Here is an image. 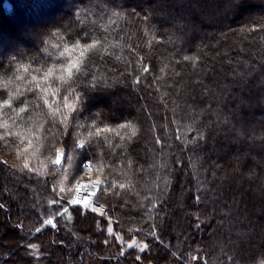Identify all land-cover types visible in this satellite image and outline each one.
I'll return each instance as SVG.
<instances>
[{
    "label": "trees",
    "instance_id": "1",
    "mask_svg": "<svg viewBox=\"0 0 264 264\" xmlns=\"http://www.w3.org/2000/svg\"><path fill=\"white\" fill-rule=\"evenodd\" d=\"M13 57V70L0 72V120L21 144H0V264H52L58 255L65 264H264V0H0V59ZM72 64L106 89L92 108L104 123L81 116L75 129L83 142L93 137L92 174L108 189L97 203L117 231L155 233L141 254L119 252L106 217L68 204L61 215L53 203L74 192L54 194L61 173L50 165L54 146L73 134L81 89ZM24 159L50 174L32 173ZM14 185L22 200L6 191ZM43 194L38 207L20 205Z\"/></svg>",
    "mask_w": 264,
    "mask_h": 264
},
{
    "label": "snow or ice",
    "instance_id": "2",
    "mask_svg": "<svg viewBox=\"0 0 264 264\" xmlns=\"http://www.w3.org/2000/svg\"><path fill=\"white\" fill-rule=\"evenodd\" d=\"M108 2H112V0H108ZM81 38L84 40H89L91 39L90 36H85L83 34H81ZM96 45L92 44L89 45L90 48H94ZM83 55V53L81 54ZM187 59V57L185 58ZM15 60V57H13L11 60H4V59H0V72H11L13 70L12 68V61ZM76 70L79 75L75 77V79H73V83L75 85H77L81 90L77 93H75V99L77 101V107L73 109V111L75 112V116H74V121L75 123L73 124V134L68 146V151L67 153H60V155L58 156L57 159L52 161V165L54 166V170H55V166L59 165L60 166V171L63 172L64 169L68 168L69 165H72L74 163L73 159H72V153L75 152L77 153V155H84L85 159L80 160L79 162V170L80 171H85L87 170L90 165H91V160L93 159V157L91 156V146L93 145V137H91V135L89 136V139L87 141H80L77 136H76V132L75 129L78 127H82L84 125L80 124L79 118L81 116H84L86 121L89 122L88 126L91 127H95V122L99 121L100 123H104L103 120L100 119L101 117V113L100 112H93L92 108H93V101L96 99V97L98 95H101L104 91H106V89H102L101 84L99 82H94L95 81V77L94 75H92L89 71H87V69L85 68L84 70H82L78 65L72 64L69 65V67L67 68V72L69 77H72V73L73 70ZM148 69L145 68L144 71H147ZM86 81V82H84ZM138 82V81H137ZM69 87H71V85H69ZM4 97V93L0 92V98ZM20 104L24 105V107H21L19 109L20 112H25L27 110V100H19L18 101ZM4 104L6 107H8L9 109H12V103L11 101L5 99L4 100ZM13 111H15V109H12ZM128 125H120L121 128L123 127H127ZM85 130H87V127H85ZM111 131V129H104V130H98V133L100 131ZM133 136L135 135V132L133 131ZM65 135H67V133H65ZM96 146H99V142H96ZM109 147H111V145H109ZM2 163L7 164L6 161H3ZM27 167V166H25ZM17 171H20L19 169H17ZM31 171V170H29ZM76 169H72L71 171V179L73 182L76 181L77 177L75 175ZM95 186V185H93ZM84 187H88V185H84ZM112 187H116V185H113ZM119 187H124V185H119ZM53 191H55V189H53ZM108 189L106 186H102L101 187V194L105 195L107 194ZM84 195H92L95 198H97L95 196V194L92 193H86ZM197 200H199V197H196ZM53 203H57L60 205V207L63 209V213H68L69 209L67 207H64L65 204H72V205H81V201L79 200H63L58 198L56 201H53ZM0 207H3L2 205H0ZM91 205L84 203L82 206V211L85 209H90ZM97 211H100L101 214L106 215V213L103 212L102 209H98ZM44 224H48L51 225L53 222L51 220H46L43 222ZM37 232L41 231V229H36ZM108 233L111 235L112 233V228L109 227L107 229ZM153 235H155V233H153ZM158 239V237H156ZM105 243H107V241H105ZM136 241L133 240L132 244H135ZM132 245H129V247H131ZM29 248L32 249H36L38 248V245H28ZM148 247V245H143L142 247H140V251H144L146 248ZM195 259V257L193 258ZM232 258L229 257V260H231Z\"/></svg>",
    "mask_w": 264,
    "mask_h": 264
},
{
    "label": "rangeland",
    "instance_id": "3",
    "mask_svg": "<svg viewBox=\"0 0 264 264\" xmlns=\"http://www.w3.org/2000/svg\"><path fill=\"white\" fill-rule=\"evenodd\" d=\"M8 2H5V6L7 5ZM9 125L6 124L4 121L0 120V144H4V145H10V144H14V142L18 143V144H21V141H17V140H14L15 138L13 137V135L11 136L9 133ZM14 135L17 136V133H13ZM14 141V142H13ZM81 141V140H80ZM83 142V141H82ZM59 145H64L68 151V146L69 145H66V144H59ZM58 143L57 145L54 146V148L57 146H59ZM56 147V148H57ZM55 148V149H56ZM72 159L74 161V163L72 165H69L68 168H66V170L64 172H61V174L57 175L55 177V186L52 187V190L55 189V193L58 197H63V198H68L70 195H72V190H73V183L72 181L70 180V176H71V171L72 169H74V167L76 166H79V160L81 158H84L85 156L84 155H77V153L73 152L72 154ZM25 160V159H24ZM4 161V160H3ZM47 165V164H46ZM45 164H42V163H38V161H35V160H32V161H29V160H25L24 162V166H27L26 169H28V167L31 168V170L33 171L32 173H36L40 176L43 177H46L47 176V173L48 175L50 174L51 172V169H50V165L46 166ZM186 167L187 166H183L181 168V175L182 177L185 175L186 173ZM49 168V171L46 170ZM14 171V170H13ZM77 179L78 178H84V177H90L91 175H93L92 173H89V174H86V175H80L78 173L75 174ZM98 177V176H97ZM100 178V177H99ZM101 179V178H100ZM31 182H32V185H30V187H33V181L31 179H29ZM102 180V179H101ZM28 185L26 184L25 185V188L27 187ZM6 191L9 192V195H12L14 197V199L16 198L19 199V200H22V186H18V185H14L13 187L12 186H6L5 187ZM187 190V187L186 186H183L181 191L183 193H185ZM8 195V194H7ZM49 195L47 194H43V197L41 196H34V198L31 199V197L29 199H26L24 202L21 201L20 202V205H24V206H27V205H30L32 202L35 203L38 206H40L41 202H43L44 200H46V198L48 197ZM0 200L1 201H5L3 197L0 196ZM97 201V200H96ZM104 208H106L107 210V213L108 215L107 216H102V217H106L107 220H108V224L107 226L104 227V229H108L109 227L112 228V233L113 234H109L108 231H107V234L110 237L114 238V240L116 241V244H118L119 246V252L121 254H125L128 250L130 249H133V250H136L137 252H139V254H141L142 252H144L145 250H148L149 247H150V244H148V242L152 239V238H156L155 235L151 234V233H148V232H145L143 230H140L139 228H134V227H127V229L124 230V232L122 233L121 231H117V229L119 228V226L116 228V225L113 221V219L109 216V209L107 206L103 205ZM63 211V210H62ZM200 211V207L198 206H195V207H192L191 208V212L196 216L198 215ZM98 215V214H97ZM101 216V215H100ZM99 216V217H100ZM179 217H181V211H178V213L176 214V217L174 219H172V226H173V229H174V233H177L178 232V229H179V225H178V222H179ZM53 217H48L46 218L44 221L48 220ZM168 219V218H167ZM202 220H205V218L202 217ZM207 220V219H206ZM54 222L55 224L53 225V223L51 225H48V224H44L45 226H51V227H55L56 226V221H55V218H54ZM117 224V222H116ZM176 225V226H175ZM3 227V228H2ZM212 227V225H210V228ZM6 225L4 226V223H1L0 225V247H6V242H4V238L6 236L5 233L6 232ZM176 231V232H175ZM184 232H185V229H184ZM79 234L80 236L82 237V235H84V237L86 239H88V236L87 235L88 233L85 232V233H80L79 231ZM95 234V233H93ZM75 237H77V239L79 240L80 239V236L78 235V233L76 232L74 234ZM93 236V235H92ZM167 236V235H165ZM213 236V233L212 235ZM95 238V237H94ZM108 238V240H109ZM135 240L136 243L135 244H132V241ZM110 243L109 241L107 243H104L103 246H109ZM129 245H132L131 247H129ZM143 245H148V247L144 250V251H140V247H142ZM7 248V247H6ZM23 247H17L15 249V251H17V253H21V249ZM55 250V249H54ZM53 249L51 251H54ZM59 257L56 256V260H57V263H52V264H65V263H61V258H60V255H58ZM196 259V258H195ZM69 260H70V257H69ZM83 260V261H82ZM82 260H79V261H82V262H85V260H87V254H83V257H82ZM71 262H69L68 264H70ZM86 263V262H85ZM77 264H80L77 263Z\"/></svg>",
    "mask_w": 264,
    "mask_h": 264
},
{
    "label": "built area",
    "instance_id": "4",
    "mask_svg": "<svg viewBox=\"0 0 264 264\" xmlns=\"http://www.w3.org/2000/svg\"><path fill=\"white\" fill-rule=\"evenodd\" d=\"M60 153H67V150L63 146H59L55 149L54 154L50 160V165H51V167H53V169H54V166L52 165V161L57 159L58 156L60 155ZM83 159H85V157L81 158L80 160H83ZM80 160H79V162H80ZM65 170L66 169H64L63 172ZM54 171L57 173H61L60 166L59 165L55 166ZM92 171H93V161L91 160V165L87 170H85V173L89 174V173H92ZM84 185H88V187H84ZM93 185H95V186H93ZM102 185H103V181L95 175H91L90 177H87V178L84 177V178L76 179V181L73 182V190H74L73 195H72V197H70L67 200L68 201L73 200V199L79 200V201H81V205H72L70 203H68V205L79 206L82 208L83 204L87 203V204L91 205V208L85 209V210H88L90 212H94V213L101 215V216H107L108 213H107L106 208H104L103 205H100L99 203H97L96 198L94 199V197L92 195H84L86 193H92V194H95V196L97 197V194H98L100 188L102 187ZM98 209H102L103 212L106 213V215L101 214L100 211H97ZM49 220H51L53 222V225L55 224L54 219H49Z\"/></svg>",
    "mask_w": 264,
    "mask_h": 264
},
{
    "label": "water",
    "instance_id": "5",
    "mask_svg": "<svg viewBox=\"0 0 264 264\" xmlns=\"http://www.w3.org/2000/svg\"><path fill=\"white\" fill-rule=\"evenodd\" d=\"M10 6H7V8H9Z\"/></svg>",
    "mask_w": 264,
    "mask_h": 264
},
{
    "label": "bare ground",
    "instance_id": "6",
    "mask_svg": "<svg viewBox=\"0 0 264 264\" xmlns=\"http://www.w3.org/2000/svg\"><path fill=\"white\" fill-rule=\"evenodd\" d=\"M7 6H9V4H7Z\"/></svg>",
    "mask_w": 264,
    "mask_h": 264
}]
</instances>
